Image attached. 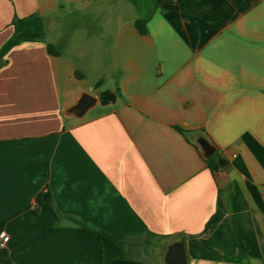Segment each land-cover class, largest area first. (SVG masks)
Instances as JSON below:
<instances>
[{
    "label": "crops",
    "instance_id": "obj_1",
    "mask_svg": "<svg viewBox=\"0 0 264 264\" xmlns=\"http://www.w3.org/2000/svg\"><path fill=\"white\" fill-rule=\"evenodd\" d=\"M0 61V264H264V0H0Z\"/></svg>",
    "mask_w": 264,
    "mask_h": 264
},
{
    "label": "water",
    "instance_id": "obj_2",
    "mask_svg": "<svg viewBox=\"0 0 264 264\" xmlns=\"http://www.w3.org/2000/svg\"><path fill=\"white\" fill-rule=\"evenodd\" d=\"M0 66H2L1 61ZM97 102V98L91 95L90 91L82 93L77 102L72 107L67 108L64 111V114L66 116L81 118L86 114L87 111L92 109ZM197 145L204 159H207L216 153V147L205 138L198 139ZM225 163V160L222 158L218 159V164L220 167H223ZM164 264H187L186 252L183 243H176L168 248L164 258Z\"/></svg>",
    "mask_w": 264,
    "mask_h": 264
},
{
    "label": "trees",
    "instance_id": "obj_3",
    "mask_svg": "<svg viewBox=\"0 0 264 264\" xmlns=\"http://www.w3.org/2000/svg\"><path fill=\"white\" fill-rule=\"evenodd\" d=\"M145 25H146V22L144 20H137L135 22V26H136L137 30L141 34H145L146 33ZM46 49H47L48 54H50V55H57L58 54L54 50V48L52 46H50V45H47ZM76 77L82 78V75L79 74V73H76ZM99 85H100V82L96 83L95 88L96 87H99ZM117 96H118V92L117 91H115V92L103 91V92H101L99 94L98 101H99L100 104L106 105V104H109V103H113L115 101V99L117 98ZM178 130L180 132H182L181 129L178 128ZM219 158H220L219 155L217 153H215L213 156H211V157H209V158H207V159L204 160L206 162V164H207V166H208V168H209V170L211 172H214V171L220 169V166L218 164V159ZM37 209H52L50 200H47L45 202L38 200V202H37ZM37 209L35 208L34 209V212H36ZM83 228L84 229H87L86 227H83ZM97 236H98V238L100 240H110V241H112L113 243H115L118 246L121 245L120 242L113 240L112 238H110L106 234L97 233ZM4 256H5V253L2 252V250H0V258H2Z\"/></svg>",
    "mask_w": 264,
    "mask_h": 264
},
{
    "label": "rangeland",
    "instance_id": "obj_4",
    "mask_svg": "<svg viewBox=\"0 0 264 264\" xmlns=\"http://www.w3.org/2000/svg\"><path fill=\"white\" fill-rule=\"evenodd\" d=\"M168 247V243L164 240L148 238L146 242V250L148 251V260L159 259L161 264H164V254L165 250Z\"/></svg>",
    "mask_w": 264,
    "mask_h": 264
},
{
    "label": "built area",
    "instance_id": "obj_5",
    "mask_svg": "<svg viewBox=\"0 0 264 264\" xmlns=\"http://www.w3.org/2000/svg\"><path fill=\"white\" fill-rule=\"evenodd\" d=\"M9 237L4 232L0 233V250H3L6 247V243L8 242Z\"/></svg>",
    "mask_w": 264,
    "mask_h": 264
}]
</instances>
